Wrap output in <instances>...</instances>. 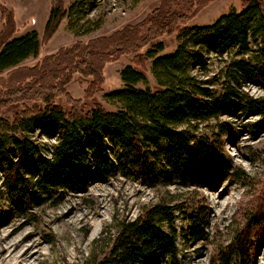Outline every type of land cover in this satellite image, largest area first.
Segmentation results:
<instances>
[{"label": "trees", "instance_id": "trees-1", "mask_svg": "<svg viewBox=\"0 0 264 264\" xmlns=\"http://www.w3.org/2000/svg\"><path fill=\"white\" fill-rule=\"evenodd\" d=\"M182 4L180 0H162L146 23L137 28L127 26L88 43L77 42L64 60L56 59L57 70L65 71V75L78 71L92 77L85 92V98L91 100L102 90L103 65L122 53H137L133 63L120 71L124 86L106 94L121 104L115 110L100 104L86 108L84 100L66 90V77L58 78L56 85H36L34 80L14 86L20 76H11L0 95L5 106L17 103L18 96L30 95L29 92L44 106L25 109L12 123L0 117V127L8 124L18 129L14 136L0 132V156L13 145L11 159L3 170L11 200L10 216H26L42 206L50 189L84 193L94 178H108L118 172H130L149 188L167 187L177 181L182 186L200 187L210 179L237 175L221 142L231 126L219 119L239 120L257 114L260 118L255 131L259 134L264 130V96L254 97L246 89L256 85L264 90V2L244 0L241 10L223 14L212 24L180 28L181 16L171 7L181 8ZM68 15L63 0H51L45 36L51 37ZM174 31L179 43L172 52L160 54L164 50L162 41L140 52L142 47ZM40 46L35 30L4 41L0 44V71L14 69L36 56ZM228 47L237 48L236 57L224 61L213 75L199 77L208 71L211 57H223ZM149 63L157 83L139 87L140 82L149 83ZM216 85L221 87L220 92L213 88ZM58 98L66 100L67 109L58 103ZM211 120L218 121L212 128L217 132L197 131L199 123ZM34 128L50 136L57 130L53 157L37 156L38 143L30 134ZM74 150L79 158L67 156ZM72 161L83 170L82 174ZM255 204L241 231L217 253L216 264H252L256 245L251 241V229L264 221V199ZM193 210L187 216L186 241L207 240L205 206H193ZM4 219L0 214V225ZM174 220L175 209L169 200L147 207L135 218L116 220V236L109 250L98 253L91 264H150L161 251L169 255L170 264H178V233L172 227L166 232L159 225H172ZM260 231L262 242L264 226Z\"/></svg>", "mask_w": 264, "mask_h": 264}, {"label": "rangeland", "instance_id": "rangeland-1", "mask_svg": "<svg viewBox=\"0 0 264 264\" xmlns=\"http://www.w3.org/2000/svg\"><path fill=\"white\" fill-rule=\"evenodd\" d=\"M180 1L184 2L181 8L176 5L171 7V10H176L181 16L180 28L212 24L223 14L234 9L241 10L244 3V0ZM161 3L162 0H63L69 15L62 20L51 37H46L44 28L51 0H0V44L32 30L38 32L41 42L36 56L27 58L15 67L17 69L0 71V95L12 75L20 76L12 84L14 86H22L34 80L36 85L48 82L56 85L58 78L66 77V90L74 98L84 100L86 108L100 104L108 110L117 109L121 104L109 99L106 94L124 86L120 71L125 65L133 63L137 53H122L117 59L103 65L102 90L91 100L85 98V92L92 77L78 71H71L70 76H67L65 71L57 70V61L64 60L68 50L77 42L88 43L92 39L109 37L127 26L137 28L136 25L146 23L148 16ZM160 41L164 46L160 54L172 52L179 43L174 31L142 47L140 52H145L149 46ZM236 49L228 47L223 57L213 55L208 71L199 77L205 79L216 73L224 65V61L236 57ZM151 70L149 63V83L140 82L139 87H146L148 84L154 86L157 83ZM213 88L217 92L221 91L220 86ZM246 89L254 97L264 96V90L259 86L248 85ZM29 93L30 95L18 96L17 103L5 106L0 101L3 106L0 117L12 123L25 109L35 106L42 109L43 103ZM57 101L67 109L68 104L64 98H58ZM259 118V115L254 114L239 120L226 117L219 119V122L228 121L231 126L230 133L222 136L221 142L225 154L234 163L236 176L210 179L200 187L182 186L177 181L171 186L149 188L130 172H118L112 177L94 178L84 193L50 189L45 194L47 201L26 216L18 213L9 215L11 200L3 170L11 159L13 145L10 144L0 156V214L5 218L0 225V264H91L98 253L109 250L116 236L114 225L117 221L135 218L144 209L162 200H169L175 209L172 225L165 222H159V225L166 232L172 227L178 233V264H216L219 250L232 242L241 231L247 217L252 214L256 201L264 199V130L257 134L254 127ZM217 124L216 120L199 123L197 131L202 133L211 130ZM212 131L217 132V129ZM0 132L14 136L18 134V129L3 124ZM30 134L38 143L37 156L53 157L58 142L57 130L55 129L54 136L45 134L38 128H34ZM111 146L109 142V148ZM67 156L79 158L75 150ZM71 164L83 173L77 163L72 161ZM238 176H243L244 179H239ZM203 205L207 212L208 239L186 241L185 233L189 227L187 216L194 211L193 206ZM253 226L251 241L256 246L252 252V264H264V238L261 242L260 231L264 221L254 228ZM170 263L169 255L161 251L150 264Z\"/></svg>", "mask_w": 264, "mask_h": 264}]
</instances>
